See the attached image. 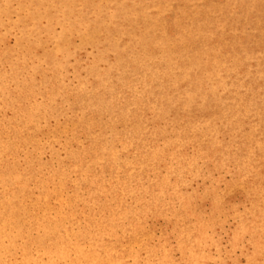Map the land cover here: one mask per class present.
I'll list each match as a JSON object with an SVG mask.
<instances>
[{
  "label": "rangeland",
  "instance_id": "1",
  "mask_svg": "<svg viewBox=\"0 0 264 264\" xmlns=\"http://www.w3.org/2000/svg\"><path fill=\"white\" fill-rule=\"evenodd\" d=\"M31 2L0 24V264H264V0Z\"/></svg>",
  "mask_w": 264,
  "mask_h": 264
},
{
  "label": "bare ground",
  "instance_id": "2",
  "mask_svg": "<svg viewBox=\"0 0 264 264\" xmlns=\"http://www.w3.org/2000/svg\"><path fill=\"white\" fill-rule=\"evenodd\" d=\"M11 1L12 0H2V2L0 3V24L1 23H4V25L7 23L6 19L10 13V9H11ZM41 5L38 6V3H33L34 6L32 8V11L35 12L31 15H28L27 17H24L25 19L23 20V24H22V27L24 29H26V27H33V20L36 22V17L39 15V12L41 9H47V6L44 4V2H40ZM32 5V2L31 0H20V3H19V6H18V9L17 11L18 12H21L23 10L26 9L25 5ZM20 25V24H18ZM23 35L24 34V31H23ZM10 53V52H8ZM32 94V93H31ZM31 94L29 95V97L31 96ZM27 95L24 96L23 99H27L29 98ZM32 106V105H31ZM30 119H33V116L30 115L29 116ZM56 134V133H55ZM56 136V135H55ZM254 157H256V155L253 153ZM261 157V156H259ZM15 160L12 161V166H11V169H13V171L17 172V171H20L21 170V165L23 166V164L20 162L21 160H19L17 158V152H16V157L14 158ZM30 160V156H27L26 158V165L29 167L31 166V162H29ZM21 164V165H20ZM0 165L2 166V169H7L8 166L7 165H3L0 163ZM21 176V174H20ZM20 176L18 174H14L11 176V181H18V179L20 178ZM24 186H26V184H24ZM261 193L264 194L263 191H261ZM14 195V192L11 194V196ZM13 200H16L15 197H13ZM13 200H9V199H6V202H0V228L2 227L3 223L7 221V217H6V213L9 209L13 208L12 205L13 203L11 201ZM14 207L15 206H18V202L16 204L13 205ZM46 206H44L43 204L41 205V209H45ZM22 211H26V210H21ZM28 212V211H27ZM14 222H18V223H22L23 225V215H21L19 213V215H17L15 218H14ZM42 224L44 226V221L42 220ZM49 224V222H48ZM111 224V223H110ZM53 226H46V228L44 229V234L45 236L47 235V233H50L51 231H49V229H51ZM88 233V235L93 238V234L86 231ZM87 235V234H86ZM98 242V241H97ZM77 252L80 254L81 258L84 259L86 261L85 264H103V260H101L100 257H98V255H94L92 253H84L82 252L81 250H77ZM36 264H41L40 262H36Z\"/></svg>",
  "mask_w": 264,
  "mask_h": 264
}]
</instances>
